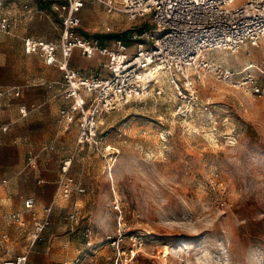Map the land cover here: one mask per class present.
Listing matches in <instances>:
<instances>
[{"label":"rangeland","instance_id":"rangeland-1","mask_svg":"<svg viewBox=\"0 0 264 264\" xmlns=\"http://www.w3.org/2000/svg\"><path fill=\"white\" fill-rule=\"evenodd\" d=\"M19 1L9 3L19 6ZM28 2L34 16L22 33L59 39V21L41 12L49 13L48 0ZM81 17L84 34H125L130 45L133 31L152 28L150 17L132 21L98 3ZM9 38L0 34V55L17 71L0 67V85H23L24 101L38 106L40 114L37 120H22L16 102L3 111L13 123L0 138V179H11L0 187V227L21 244L23 234L4 216L23 209L28 196L40 210L55 206L29 264H115L117 256L124 264H264V96L235 81L251 72L264 85V37L239 52L208 51L223 73L194 74L183 95L160 73L147 97L104 114L100 148L109 162L96 146L78 145L76 123L67 131L59 124L61 86L49 84L61 73L53 76L38 55L22 54ZM80 64L92 62L78 59ZM96 69L88 66L83 72ZM46 145L54 148L42 151ZM30 151L36 160H30ZM70 158V175L86 189L65 198L57 180L62 162ZM75 206L79 221L71 228L66 217ZM119 230L120 252L112 244Z\"/></svg>","mask_w":264,"mask_h":264},{"label":"built area","instance_id":"built-area-1","mask_svg":"<svg viewBox=\"0 0 264 264\" xmlns=\"http://www.w3.org/2000/svg\"><path fill=\"white\" fill-rule=\"evenodd\" d=\"M91 3L101 4L108 13L124 14L132 21H147L150 17L152 28L133 31L134 45L123 38L109 43L98 36L78 33L82 24L79 12ZM50 5L60 24L59 42L25 37V51L40 54L48 65L60 68L65 104L59 111V124L67 131L77 123L78 145L96 146L107 161V154L100 148L104 138L100 135V119L104 114L147 97L150 84L160 73L168 76L169 83L183 95L192 87L194 74L210 70L223 73L222 67L207 57L208 51L239 52L247 43L264 37V0H242L239 3L236 0H53ZM16 21L7 0H0V31L13 34ZM76 49L87 58L95 54L103 57V69L86 75L73 68L70 61ZM235 81L237 86L246 85L253 93L264 96V85L253 73ZM20 91L16 87L0 89V106L3 98L19 96ZM20 113L22 117L28 115L26 105L20 106ZM10 126L11 123H0V137L9 131ZM71 162L72 158L64 160L61 165L58 191L65 198L71 197L75 190L85 192V188L69 175ZM6 182L0 181V186ZM24 206V211L14 212L11 218L19 228L29 227L27 243L21 253L5 260L4 264H28L32 250L50 225L52 204L45 206L40 213L35 198L29 197ZM114 207L120 213L118 225L121 230L123 216L117 198ZM67 218L70 227L74 228L79 221L77 206ZM120 230L112 242L118 252L123 248ZM86 237L87 245L91 246L90 230H87ZM0 243L6 254L12 252L8 232L1 234ZM130 253L131 258L136 256L135 250ZM115 264H124L120 256Z\"/></svg>","mask_w":264,"mask_h":264},{"label":"crops","instance_id":"crops-1","mask_svg":"<svg viewBox=\"0 0 264 264\" xmlns=\"http://www.w3.org/2000/svg\"><path fill=\"white\" fill-rule=\"evenodd\" d=\"M53 0H48V9H49V13H45L44 11H41V12H43L45 15H46V17L48 18V19H50L51 18V16L50 15H54L56 18H57V16H56V14L54 13V12H52V9H51V2H52ZM14 4H15V2H14ZM91 4H93V3H91ZM7 5L10 7V8H12L13 9V12H14V14H15V16L17 17V21H16V27L14 28V32H13V34H6V33H4V32H2V31H0V34H3V35H7L8 37H11V38H13V39H10L11 41H12V43L14 44V45H17V46H19V48H20V50H21V53L22 54H26V55H38L39 57H40V59H41V62L42 63H44L46 66H48V68H50V70H51V72H52V74H53V76L56 74V73H61V78H60V80H57V81H53V82H51L50 84H49V87H53L54 86V83L55 84H57L58 86L60 85L61 86V88L59 89V95H60V97H61V99H62V101L64 102L63 103V105L65 104V100L63 99V96H62V91H63V89H62V80H63V73H62V71L60 70V68L58 67V66H56V65H48L46 62H45V60H44V58L40 55V54H27L26 53V51H25V48H24V38L25 37H32V38H34V39H41V40H45V41H48V42H56V43H58L59 42V40H60V36H59V39H55V40H52V39H48L47 37H39V36H34V35H29V34H24V33H22V31H21V29H22V27L24 26V25H26V23L29 21V20H31L32 19V17L34 16V13H33V10H34V8L31 6V7H29L30 5H29V2H28V0H20L19 1V6H14V5H11L10 3H9V0H7ZM90 4H86L82 9H81V11L79 12V15H80V17H81V14H82V12H83V10L85 9V8H87V6H89ZM81 19H82V17H81ZM82 22H83V19H82ZM81 27H82V24H81V26H80V28L78 29V33H81V34H84L83 33V31L81 30ZM87 35V34H86ZM17 39V40H16ZM113 40H115V39H113ZM4 59H7V56L6 55H0V67L2 68L3 67V69H7L8 67H10L11 68V72L12 73H15L16 71H17V67L16 68H14L13 66H6V63H5V61H4ZM83 60V59H87V60H90L91 62H92V64L91 65H85V67H82V64H80L79 66L77 65V60ZM4 61V62H3ZM103 62H104V58L103 57H101L100 55H98V54H95L92 58H87V57H85V56H83L82 55V53H81V51L79 50V49H76L75 51H74V53H73V56H72V58H71V61H70V64H71V66L73 67V68H76V69H79L81 72H83V69H86L88 66H92V68H97V69H102V65H103ZM4 63V64H3ZM96 69V70H97ZM84 74H86L87 75V72H83ZM14 87H16V88H20V95L19 96H14V97H5V98H3L2 99V101H1V106H0V123H11V126H10V129H9V131L7 132V133H5V134H2L1 135V137L0 138H2L4 135H7L10 131H11V127H12V121L10 120V119H6V118H4V116H3V111L5 110V107H6V105H8V104H14L15 102L16 103H18L17 104V106H18V114H19V118L20 119H22V120H26V119H30V120H32V121H34V120H37V119H39V114H40V111H39V107L37 106H35L34 104H32V105H29L26 101H24V88H23V85H20V84H18V83H12L11 85H0V89H3V88H14ZM21 105H26L27 106V108H28V110H29V113H28V115L26 116V117H22L21 116V113H20V106ZM62 105V106H63ZM61 106V107H62ZM60 107V108H61ZM59 111H60V109H59ZM38 114V115H37ZM58 115H59V112H58ZM77 124V123H76ZM74 125V124H73ZM72 125V126H73ZM78 125V124H77ZM71 126V127H72ZM54 148V146L53 145H46V146H44L43 148H42V151H44V150H50V149H53ZM30 160H36V158L38 157V155L36 154L35 156H33V152L32 151H30ZM60 173H61V175L59 176V178H58V180H57V183H59V180H60V178H61V176H62V171H61V166H60ZM69 175H70V173H69ZM71 177H73L72 175H70ZM74 178V177H73ZM3 180H6L7 182L3 185V186H0V187H5V186H8L9 185V183H10V181H11V179H9V178H4V179H0V181H3ZM74 180L76 181V184H81V186L82 187H84L85 189H86V187L81 183V182H78L75 178H74ZM44 181V179L43 178H40V180H39V182H43ZM76 191V190H75ZM74 191V192H75ZM73 192V193H74ZM78 192V191H77ZM73 195V194H72ZM71 195V196H72ZM29 197H33V196H28V197H26V198H24V201H23V209H21V210H17V211H24L25 210V206H24V202H25V199H27V198H29ZM33 198H35V197H33ZM36 200V199H35ZM53 205V212H52V215H53V213H54V211H55V206H54V204L53 203H50V204H47V205ZM47 205H44V206H42V208H41V210L40 209H38V207H37V201H36V208H37V210L40 212V213H42V211H43V208L45 207V206H47ZM76 205H78V202H76ZM17 211H15V212H17ZM14 212H12V213H10L9 214V216H7V215H5L4 216V219H6V217L8 218L9 217V220H8V223L7 224H12L13 226H14V228L16 229V230H18L19 232H21V234H23V236H22V243L20 244V243H18V239H14L13 240V238H12V236H11V234L8 232V230L6 229V227H3V225H2V227H0V231H1V233H0V236H1V234L3 233V232H8L9 234H10V236H11V242H12V252L10 253V254H6L5 253V250L3 249V247H2V244L0 243V264H4V261L5 260H7V259H9L10 257H12V256H14L15 254H19V253H21L23 250H24V248H25V245H26V243H27V231H28V229H29V227L28 228H25V229H23V228H19L18 227V225H17V223L14 221V220H12V218H11V215L13 214ZM68 214H69V212L67 213V217H68ZM52 215H51V222H50V225H51V223H52ZM66 217V220L68 221V218ZM1 219H2V217H1ZM0 224H1V221H0ZM49 225V226H50ZM21 246V248H19ZM37 246H38V244H37ZM36 246V247H37ZM17 247V248H16ZM35 247V248H36ZM34 248V249H35ZM33 249V250H34ZM49 249V248H48ZM33 250H32V252H33ZM31 252V253H32ZM30 258H31V254H30V257H29V262H30ZM76 259H78L77 257H76ZM29 264V263H28Z\"/></svg>","mask_w":264,"mask_h":264},{"label":"trees","instance_id":"trees-1","mask_svg":"<svg viewBox=\"0 0 264 264\" xmlns=\"http://www.w3.org/2000/svg\"><path fill=\"white\" fill-rule=\"evenodd\" d=\"M98 37L100 38H109V39H118V38H123L125 39L126 35L125 34H106V35H101V34H97Z\"/></svg>","mask_w":264,"mask_h":264},{"label":"bare ground","instance_id":"bare-ground-1","mask_svg":"<svg viewBox=\"0 0 264 264\" xmlns=\"http://www.w3.org/2000/svg\"><path fill=\"white\" fill-rule=\"evenodd\" d=\"M116 15V14H115ZM119 16V15H118ZM161 76V75H160ZM154 79V76L152 77ZM160 80V79H159Z\"/></svg>","mask_w":264,"mask_h":264}]
</instances>
